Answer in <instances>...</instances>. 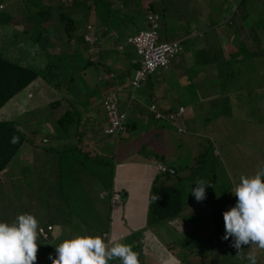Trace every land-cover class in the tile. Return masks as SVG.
Listing matches in <instances>:
<instances>
[{
    "label": "rangeland",
    "instance_id": "1",
    "mask_svg": "<svg viewBox=\"0 0 264 264\" xmlns=\"http://www.w3.org/2000/svg\"><path fill=\"white\" fill-rule=\"evenodd\" d=\"M32 1L36 0H1L4 8L0 12V53L13 56L15 59H19V56L26 58L29 63L39 62L37 51L31 50L25 44L21 45L20 32L27 28L24 16L27 10L31 11L33 8ZM115 1L111 2L113 4L115 2L117 7L121 5L123 10L113 7L109 12L122 19L120 24L119 20L115 19H110L108 22L110 16L96 17L91 7L85 14L86 17H82L81 15H84L82 13L72 16L73 20L79 22L73 34L74 39L80 38L83 33H88L87 30L85 31V25H91L94 34L99 33L100 29L110 33L113 27L119 28L122 34H133L138 29H144L145 24L143 25V21L139 24L136 17L134 20L127 18L134 13H139L141 16L144 12L151 11L157 14L159 24L157 32L160 38L181 41L182 50L170 59L165 68L159 67L146 78L145 83L133 90L128 87V76L122 78L114 73L113 79L109 82H114L111 88L122 86V90L117 93L120 99L116 107L119 113L125 114L124 122L127 130L116 136H105L102 133L105 113L100 104L102 98L108 94V89H102L105 82H97L98 80L96 83L92 82L91 77L95 76L94 67L82 70L85 74L82 76L81 57L82 51L85 50H82V45L76 42L74 48L78 51V57H73L72 63L62 69V74L66 77L76 75L75 80L78 77H86L84 87L86 94L82 93L80 82H74V85L71 83L68 88L71 94L72 90L76 93V97L73 96L69 100L66 95H61L56 101L58 104L61 102L68 106L67 108L74 107L78 110L81 106L87 107L93 102L96 113L92 109L93 111L84 116L85 119L83 118L79 128L85 127L83 133L86 135L77 143L72 137L74 125L67 127L70 134L68 136L60 131V127L55 122L54 118L58 117L59 108L52 107L53 114H44V110H33L29 119H25V125L20 123L22 129L31 126L34 134L28 136L26 133L30 141H26L18 149L9 165L3 169L6 174L2 176L4 183L0 187V219L11 224L19 214L27 213L34 215L40 225L53 224L48 237L39 236L38 239L37 258L44 257L46 264H52L49 256L56 258L55 247L63 240L82 235L103 236L105 233L123 238L122 242L134 246L136 252L140 250L139 259L142 264L151 263V258L156 261V256L163 260L166 258L167 261L174 257L178 258L179 254H176L178 250L188 253L185 258L187 262L180 260L181 264H228L226 260L230 259V255L225 259L222 250L217 249V245H213L216 239L219 246L225 241L222 240L223 235H213V219L217 229L225 234L223 212L236 203V197L231 190L240 182L242 175L251 177L258 166H264V105L262 104L264 103V51L259 54L248 51L256 49L254 46L251 47L253 45L251 40L262 36L261 41H264V33L259 31L261 35L259 36L253 29V23L256 21L254 15L256 13L262 15L264 0H256L257 6L255 4L252 6L253 0H245L243 5L237 3V0H223L224 3L221 0ZM149 3L151 10L148 8ZM236 5H239L237 10ZM258 5L261 9L257 10V7H260ZM15 7L17 11H14ZM242 8H244L243 12ZM249 10L253 15L250 19H248ZM5 17H12L13 21L6 22ZM239 18H244L243 29L233 26ZM191 22H194L193 25L202 23L203 26L198 25L194 31H203V33L196 35L191 31L193 29H189L190 36L179 38L176 27L182 28V25ZM209 24L215 25L208 27ZM52 28L55 30L49 32V36L55 40L58 33L61 34L62 28L59 24ZM58 41L55 42L54 52L62 53L70 50L63 49ZM237 44L240 52L246 57L236 64L233 63L238 71L235 76L230 75L233 69L231 67L221 75L222 81L217 83L214 67L221 64V56H226V52L233 54ZM199 46L204 47V50L197 58L192 56V61L188 63L186 57H191L193 49ZM130 55L131 60L137 59L133 52ZM116 56L117 54H112L110 58ZM177 59L181 61L185 59L186 65L180 69V64L172 63ZM42 64L43 62H40V65ZM110 70L112 71L113 68ZM198 71L200 74L196 75ZM210 79L212 85L217 84L207 85ZM162 82L163 86L158 90L156 84ZM260 89L262 91H259ZM15 100L20 103L26 101L23 93L18 94ZM42 100L49 101L45 96ZM150 104H153L156 110L158 107L171 111L182 106L184 113L176 117L175 123L169 122L166 116L154 120L148 109ZM99 115L102 125L95 119ZM176 126H180L181 129L177 131ZM61 133L64 135L60 136ZM43 138L47 139L46 144L41 142ZM96 139L98 140L95 149ZM88 140L91 143H88ZM73 145L85 150L88 155L82 150L83 154L89 159L85 160L82 157L79 161L84 166L83 170H77L81 181L78 185L72 186L69 182L59 181V178L55 177L58 174L56 162L58 156L55 151L58 150L60 155L64 152L63 157L66 161L72 162L73 155L69 149ZM207 145H211L213 152L217 151V155H213L214 159L208 162L209 166L200 170L196 157ZM50 146L53 151H46ZM92 149H95V152ZM92 153H94L93 159L90 158ZM126 155V159L135 166V170H127L131 175L126 181L115 179L117 181L115 188L120 189L121 192L118 193L116 189L111 190L113 194L109 198L110 206L113 208V205H117V207L108 215L104 205L99 204L102 199L96 195L101 189L98 185L114 186V170H121L122 167L118 164H124L123 159ZM158 161L166 166H173L180 171L178 176L185 177L182 184L187 190L185 200H195V204L186 205L182 208L183 213L199 212L207 220L208 228L196 231L186 243L180 242L181 240L175 236L178 235L177 232L181 233L186 228V225L176 218L167 221L169 226L164 228L159 227L157 223H151L147 218L146 188L151 186L147 183L149 170H153L154 164ZM72 164L66 166V169L70 168V170H64L67 174L65 176L75 171L71 170ZM7 174L10 175L9 180ZM151 179L154 180V177ZM198 180L209 182L206 186L205 200L211 205L210 212L207 207L200 206L190 192L191 188L196 187L195 183ZM170 182L171 180L166 181V183ZM131 187H134V190H131ZM104 192L108 196L109 189ZM124 195L126 197L123 198ZM116 208L120 212H114ZM172 234L173 239H177L176 242H170ZM228 240L232 241V238ZM250 247L251 245L243 246L244 253L247 255L249 251H255L258 254L257 264H264V250ZM206 253H211L210 263L208 260L199 261ZM109 264H121V262L114 260L109 261ZM245 264L249 262L246 261Z\"/></svg>",
    "mask_w": 264,
    "mask_h": 264
},
{
    "label": "trees",
    "instance_id": "2",
    "mask_svg": "<svg viewBox=\"0 0 264 264\" xmlns=\"http://www.w3.org/2000/svg\"><path fill=\"white\" fill-rule=\"evenodd\" d=\"M111 1L112 0H46V2H44V0L32 1L33 8L31 9V11L27 10L24 16V20L27 28H24L20 32V34H22L20 35L22 38L21 40L22 42L20 43L21 45L25 44L33 51H37V57L39 59V62L33 61V63L32 62L29 63L28 61H26V58H21L19 55H18L19 59H15L13 56L10 55L6 56L0 53V171L9 165L10 160L14 157L18 149L26 141H30V138L27 137V135L30 136L34 134V131H32L33 128H30L31 126H29L27 129H22L20 126V123H22V125H25V119H29V115L33 110H44L45 111V112L43 111L44 114L46 113L53 114V112H51V108L52 107L59 108L60 112L58 114V117L54 118V120L57 123L58 127H60V131L62 130V132L70 136L67 127H69L70 125H74L75 130L72 137L75 138L76 143L80 142V140L83 139L82 137L86 135L83 133L84 130H86V128L83 127L82 129H80L79 127L81 126L80 124L82 123L84 116L86 117V115L89 114L90 111L94 110V112L96 113V109L93 105L94 103L92 102L91 104L87 105V107L81 106V109L78 110L74 107L67 108L68 106L66 107L65 105L61 104V102H59L58 104V102L56 101L61 95H66L69 100L73 96L76 97V93L72 90V94H71L70 89L68 88L69 84L72 83L74 85V82L75 83L80 82L82 93L86 94L84 90L86 77L83 78L78 77L77 80H75L76 75L74 76L69 75L68 77H66L65 74H62V69L65 68L69 63H72L73 57H78L77 54L78 51L77 49L74 48L76 42L82 45V50H85V52L82 51V57H81L83 66L82 68H80V72L83 74L82 76H85L82 70L88 67H94L95 76L91 77L92 82L96 83V80H98L97 82L101 81V83L105 82L102 86V89L103 88L108 89V94L105 95L104 98H102L100 104L104 110V113L106 112L105 103L108 102V100L110 99V95H112L113 97H115V99H117L116 106L119 103L120 97L117 95V93L118 91L122 90V86L121 87L117 86V88L116 87L111 88L114 82H109L110 79H113L114 73H116L118 76L122 78H126L128 76L129 77L128 87H130L132 90L135 89L130 86V83L133 79V75L135 74L136 70L139 69V60L141 56L136 53L135 47L128 40L138 35L140 31H146V29H149V25L145 19V16L147 12H151V11H146L141 16H139L140 15L139 13H134L133 14L134 16L132 15L131 17L127 18V19L131 18V20H134V18L136 17L138 18L137 21L139 22V24H141V21H143V25L145 24L146 29L145 28L138 29L134 31L133 34L130 35L124 33L122 34V31H120V29L116 27H113L110 33L106 30L100 29L99 33L94 34L93 27L90 25L88 35L93 37L92 42H90V44L87 43V41L85 40V37L83 36L84 33L81 34L80 38H76L77 41L74 39L75 36L73 34L77 29V24L79 22L73 20L72 16L82 13L84 15L81 16L86 17L85 14H87L90 11L89 9L91 7L96 17L107 18V16H110L108 22L110 21V19L113 20L115 19V20H119V24H120V21L122 19L116 17L115 14L110 13L109 11H111L113 7L123 10L121 8L122 6L119 5L117 7L115 6L116 1L113 0L115 1L114 4ZM221 1L222 3H224L223 0ZM238 2L241 3L240 5H243L245 3V0H237V3ZM253 2L254 3L252 4V6L255 5L257 6L258 4L257 1L253 0ZM22 5L25 4L22 3ZM238 6L236 5V10ZM148 8L149 10H151L152 8L150 3L148 5ZM258 9H261V6L257 7V10ZM1 11H3V9L0 10V12ZM14 11H17V7H15ZM126 11L129 12V10L127 9ZM241 11L243 12L244 8H242ZM155 15L157 16L156 13ZM252 16L253 15H251V10H249L248 19H250ZM254 16L256 21L253 23V29H255V31L259 36H261L259 34V31H262L264 33V10L262 12V15L260 14L258 15V13H256ZM243 19L244 18H239L238 22L234 23L233 26H236L237 28L240 27L243 29L245 26L242 23ZM4 20L6 22H10L13 21V18L5 17ZM58 24L62 28V32L60 35L58 33L57 38L53 40V37L49 36V32L54 31L55 29L52 27ZM248 25L250 24H247V26ZM158 26L159 24L157 22L156 32ZM158 35L160 38L159 33ZM261 37L251 40L253 42V45L251 47L254 46L256 49L248 50L250 53L259 54L260 52L264 51V41H261ZM103 38H105L106 40ZM62 40H65V42H62ZM57 41L60 45H62L61 47L63 49L66 50L70 49V50L62 53H60V51H58V53L54 52L56 48L55 42ZM172 41L173 40H169L166 42H172ZM239 42L243 43L242 41ZM238 44L233 54L232 53L228 54L226 52L227 54L226 56L225 55L221 56L222 62L221 64H218L216 66V76H217L216 78L218 81L217 83L222 81L220 79L221 75L224 72H227L228 69L231 67L233 69L230 71V75L235 76L237 74L238 71L237 69H235L233 63L236 64L238 61H241V59H244L246 57L240 52ZM179 45L181 51L182 50L181 43H179ZM129 48H131V50H129ZM229 49L231 50L232 48ZM130 51L133 52V54L137 58L135 59V61L131 60ZM112 54H117V56L110 58ZM33 55L36 56V54L34 53ZM40 57L42 59L41 61H40ZM173 57H171L170 59H172ZM227 58H229V60ZM40 62H43V64L40 65ZM128 64L131 65L128 66ZM111 68H113L112 71L110 70ZM161 68H165V67H161ZM152 74H145L143 79L140 81V85H142L143 82L145 83L146 78L151 76ZM87 81L90 82L88 78ZM217 83H214L213 86H215ZM157 86L158 85L156 84V87ZM258 88H260V86H258ZM259 91L262 90L260 89ZM21 93L24 94V98L26 100L23 103H20L19 101L15 100L16 96ZM67 94L71 96H68ZM28 95L30 97H28ZM43 95L45 97L46 95H48L54 100L51 99H49V101L42 100L44 98ZM78 99L80 100L83 98H78ZM60 104L62 107H60ZM262 104L264 105V103ZM70 109H72L71 113H70ZM157 109L159 111H162V108L157 107ZM161 114H162L161 118L163 116L167 117V113H163L162 111ZM20 118L23 119L20 120ZM95 119L99 120L100 125H102L101 123L102 120L100 118V115ZM104 119H105L104 122L105 125L107 124L106 114L104 116ZM99 132H101L100 129ZM64 133H61L60 136H63ZM248 133L250 132L248 131ZM45 142L46 140H42L43 144ZM77 146L78 145H73L69 149V151H71L73 155L74 162L66 161L65 157H63L64 152H62V155H60L58 150L55 151L58 156L56 161L58 164L57 167L58 174L55 177L59 178V181L62 182L64 181L65 183L69 182L72 186L78 185L79 182L81 181V178L78 177L77 170H75L71 175H69L70 177L65 176L67 174H65L64 170L67 169L70 170V168L66 169V166L72 163L73 166L75 165L74 164L75 162L81 164L82 162L79 161L82 160V157L85 160L89 159L88 156L83 154L81 147L79 146L77 147ZM213 150L214 149L211 145H207L205 146L203 151L199 153L198 156L196 157L197 166L200 170H203L205 166H209L210 164H208V162L209 161L212 162V160L214 159L213 155H217V151L214 153ZM46 151H53V149L50 146L49 148L46 149ZM75 153L80 155H76ZM85 153L87 154V152ZM90 158L92 159V157ZM262 167L264 166L262 165L258 166L253 171L252 176L255 175V173ZM170 168L173 169V173L158 171V176H156L154 180H152L151 182L149 196H148V203H147V218H149V221H151V223H157V225H159V227L162 228L169 226V224H167V221L176 218L181 223L186 225L185 226L186 228L182 230L181 233L177 232L178 235L175 234V236L176 238H179L181 240L180 242L186 243L188 242L191 235L196 233V231H200V229H207L208 224H207V220L205 219L202 213L194 212V211L183 213L184 209L182 208H184L188 204L190 205L195 204L194 203L195 200H189V199L185 200L186 199L185 192H187V190L184 188V186H182L185 177L178 176V173L180 172L178 169H175L173 166H170ZM195 170H197V168ZM168 180H171V182L166 183V181ZM98 187L102 189L101 191H105L106 189H109L108 196L104 198H100L102 200H100L101 202L99 203L104 205V207L107 209V214L109 215L111 214L112 209H115V207H117V205H113V208L110 206L111 201L109 198L112 193L111 185L109 186L98 185ZM117 191L118 193L121 192L120 189H118ZM154 196H157L156 200L153 199ZM124 197L126 196L124 195L123 198ZM204 201L206 203L203 201L199 202L200 206L207 207L208 211L210 212V210H212L210 203H207L205 199ZM118 207L120 208V205H118ZM114 212H120V210L116 208ZM212 225L214 227L213 235H217V234L224 235V233H222L220 230L217 229V224L215 223L214 219ZM48 235L46 237H48ZM171 237H172V241L170 242L177 241L176 238L173 239V234L171 235ZM217 240L218 239L215 240L213 245H217L218 246L217 249L222 250L221 252L225 256V259L227 258L228 255H230V259L226 260L228 264H233V263L245 264L247 259H239L236 257L237 250L231 246L232 241L225 240L224 243L219 246V243H216ZM134 248L135 247L133 246V250H135ZM137 252L139 254L141 253L140 250ZM162 253L165 254L163 251ZM176 254H179L178 258L174 257L170 261H167L166 258H164L163 260V259H159L158 257L156 261L155 259L151 260L150 261L151 263L149 264H178V259L187 262L185 260L188 254L186 251L178 250ZM203 255L204 257L199 261L208 260L209 261L208 263H210L211 253H206ZM35 264H46V260L44 259V257H38ZM140 264H142L141 261Z\"/></svg>",
    "mask_w": 264,
    "mask_h": 264
},
{
    "label": "clouds",
    "instance_id": "3",
    "mask_svg": "<svg viewBox=\"0 0 264 264\" xmlns=\"http://www.w3.org/2000/svg\"><path fill=\"white\" fill-rule=\"evenodd\" d=\"M87 26L89 25H85V28L89 32ZM159 40L164 41L160 38ZM173 41L180 43L178 40ZM155 112L156 108L153 114ZM105 126L103 125L102 133ZM124 126L127 130L125 122ZM195 184L196 187L191 188L190 192L198 202L203 201L209 182L198 180ZM113 187L111 185V190L115 191ZM231 193L236 197V203L223 212L225 234L222 240L231 237V246L237 250L236 257L247 259L249 264H257L256 252L249 251L245 255L242 246L251 245L250 248L264 250V167L251 177L242 175ZM112 194L113 192L111 196ZM106 196L104 191L98 194L99 198ZM153 199L156 200L157 196ZM42 231L39 220L32 214H19L11 224L0 222V264H35L38 239ZM50 231L48 230V234ZM122 239L108 233L103 236H75L56 246V258L50 255L49 259L52 264H109V261L114 260H119L121 264H140L139 253L133 250L131 244L123 243Z\"/></svg>",
    "mask_w": 264,
    "mask_h": 264
},
{
    "label": "built area",
    "instance_id": "4",
    "mask_svg": "<svg viewBox=\"0 0 264 264\" xmlns=\"http://www.w3.org/2000/svg\"><path fill=\"white\" fill-rule=\"evenodd\" d=\"M3 7V4L0 3V10H2ZM145 19L149 25V30L140 31L138 35L128 40L135 47L136 53L141 56L139 60V69L136 70L130 83L132 88H138L140 86V81L145 74H152L157 68L166 67L169 59L176 55L181 49L179 43L176 41L166 42L159 40V35L156 32L157 16L155 14L147 12ZM87 29L89 30V26H87ZM83 36L87 43L90 44V42H92V36H89L88 34H84ZM28 97L30 96L28 95ZM116 103L117 99L112 95H110L108 102L105 103V114L107 118V124L103 129L105 135L116 136L126 130L124 126V114L123 112L119 113L117 111ZM149 109L155 110V107L151 105ZM182 112L183 108L179 107L175 114L168 113L167 118L172 120L175 116L181 115ZM154 115L155 118L162 116L160 112H155ZM179 129L181 128L178 127L177 131ZM155 170H159V172L173 173L172 168L161 162L155 164ZM40 228L43 230L40 233V236L46 238L48 230H51L52 226L48 225L46 228L40 226Z\"/></svg>",
    "mask_w": 264,
    "mask_h": 264
},
{
    "label": "crops",
    "instance_id": "5",
    "mask_svg": "<svg viewBox=\"0 0 264 264\" xmlns=\"http://www.w3.org/2000/svg\"><path fill=\"white\" fill-rule=\"evenodd\" d=\"M202 11V10H201ZM201 11L199 12V13H201ZM199 21V20H198ZM193 23L194 22H191V23H189V24H185V25H182V28H178V27H176V30L177 31H179V38H186L187 36H190L189 35V33H191V32H189V29H193V30H191V31H194V28H196L198 25H201V26H203L202 25V23H197V24H195V25H193ZM215 24H209L208 25V27H212V26H214ZM195 32V34H198V35H201L202 33H203V31L201 32H198V31H194ZM172 40H177V39H172ZM166 41H169V40H166ZM179 41V40H178ZM179 42H181V41H179ZM194 45L196 44V42L195 43H193ZM194 47V46H193ZM204 50V47H201V46H199V47H196V48H194L193 49V51H192V53H191V57L190 56H187L186 57V60H187V62L188 63H190L191 61H192V56L193 57H196L197 58V56H199V54L202 52ZM173 64H180L181 65V67H180V69L181 68H183V66H185L186 64H185V59H183L182 61H181V59H177V60H175V61H173L172 62ZM214 70H215V74H216V68L214 67ZM200 74V72L198 71V72H196V75H199ZM199 82V81H198ZM158 86H157V89L159 90L160 88H161V86H163V82L162 83H159V84H157ZM207 85H210V86H213L212 84H211V79L210 80H208L207 81ZM46 99H51V100H54L53 98H51V97H49L48 95H46ZM151 105H153V104H150L149 105V108H150V106ZM154 106V105H153ZM178 107H182V106H178ZM177 107V108H178ZM148 108V109H149ZM183 108V107H182ZM149 111L152 113V117H153V119L154 120H157L158 118H161V116L160 117H157V118H155V115L153 114V111H155V110H150L149 109ZM162 111H163V113H172V114H175V112H176V110H174V111H171V110H169V109H165V108H162ZM162 111H159L158 109H157V112H161L162 113ZM184 113V108H183V112H182V114ZM181 114V115H182ZM176 117H178V116H175L174 117V119H172V120H168L169 122H173V123H175V119H176ZM55 118H57V117H55ZM106 125V124H105ZM178 127H180V126H176V129L178 128ZM42 140H46V142L44 143V144H46L48 141H47V139H42ZM42 140H41V142H42ZM98 139H96L95 140V144H94V147H95V149H96V141H97ZM88 143H91L89 140H88ZM82 149V148H81ZM95 149H92V151H94L95 152ZM83 150V149H82ZM84 152H85V150H83ZM91 155V154H90ZM93 155H94V153H92V155H91V157H93ZM126 157H127V155L124 157V164L123 163H119L118 164V166H121L122 168H121V170H114V174H115V176H114V187H113V189L115 190L116 189V191H117V188H115V184H117V181H115V179L116 180H123V181H126V180H128L129 179V177H130V173L127 171V170H135V166L133 165V164H131V162L128 160V159H126ZM93 159V158H92ZM158 162H161V161H158ZM162 163V162H161ZM75 165H73L72 166V169L71 170H83V165H82V163L81 164H79L78 162H75L74 163ZM170 167V166H169ZM7 171V170H6ZM159 171V170H158ZM158 171L157 170H155V167L153 166V170H149V176H148V180H149V182H147L148 184H151V182H152V179L151 178H155L156 176H158ZM5 172V170H1L0 171V187L3 185V183H4V180H3V178H2V176L4 175V174H6V173H4ZM9 177H10V175L9 174H7V179L9 180ZM54 181H55V179H54ZM133 182L135 181V179L134 180H132ZM138 186V185H137ZM137 186H135V187H137ZM98 188V187H97ZM143 188H145V187H143ZM147 190H148V195H147V203H148V196H149V191H150V188H146ZM102 189H100L99 191H98V193L97 194H99V192L101 191ZM131 190H134V187H131ZM0 222H2L1 221V219H0ZM46 224V223H45ZM48 224H51V223H47V225ZM51 225H53V224H51ZM40 226H43V225H40ZM52 230V229H51ZM156 259H158V256H156ZM149 260V259H148ZM151 260H154V258H151L150 259V261ZM147 264H149V263H147ZM178 264H181V262H180V260L178 259Z\"/></svg>",
    "mask_w": 264,
    "mask_h": 264
}]
</instances>
